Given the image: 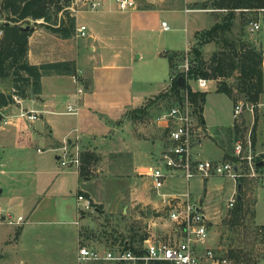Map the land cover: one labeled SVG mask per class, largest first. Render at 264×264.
Masks as SVG:
<instances>
[{
    "label": "crops",
    "instance_id": "obj_1",
    "mask_svg": "<svg viewBox=\"0 0 264 264\" xmlns=\"http://www.w3.org/2000/svg\"><path fill=\"white\" fill-rule=\"evenodd\" d=\"M206 1L209 0H137L135 10L122 12L115 0H76L71 9L75 12V6L79 7L75 15L77 33L74 38L64 40L44 27H34L28 44L30 63L41 65L75 62L78 74L76 77L46 76L42 79L41 96L21 98L20 103L1 110L3 121L0 127V172H6L3 170L6 163L2 162L1 157L6 148L14 146L28 150L38 143L36 152L42 157L37 167L49 179L45 192L49 193L50 199L59 196L68 217L76 213L77 219L73 225L75 228L64 231L71 234L72 243L86 241L77 235L81 227L88 226V217L85 215L86 211H82L79 196H84L93 205H104L103 209H97L98 213L114 214L118 213L126 198H131V202L134 200L131 188L136 184L135 175L149 179L145 173L147 169H143L140 164L154 156L153 147L157 143L163 150L165 138L159 140L157 130H148L142 116L149 114L157 104L145 114L137 113V117H129L128 114L143 108L149 99L167 91L171 81L166 86L157 77L143 78L140 72L135 74L136 62L143 60L146 65L155 69L162 67L164 71L165 63L160 59L165 57L164 53L167 51L171 53L167 56L171 75L170 58L176 53L187 54L199 33L212 29L222 21L223 16L220 18L219 15L226 12L224 10L193 9L194 4ZM93 4L100 5L93 9ZM207 15L214 16L209 29L204 27L207 24ZM168 21L172 28L169 26L170 30L166 31L163 23ZM82 26L87 28L85 38L78 35ZM156 32L169 34L164 40L155 41ZM155 85L158 86L155 88ZM162 85L165 88L159 91ZM82 89L83 92H79ZM156 90L159 93H154ZM0 92H13L11 80H0ZM201 92L208 94V90ZM68 106L76 108L77 113L68 114ZM263 107L264 104L259 103L254 109ZM27 112L38 114V119L30 122L21 118V114ZM203 117L205 118L204 112ZM235 119L234 114V122ZM204 125L206 127V121ZM157 128L160 129L158 126ZM151 131L153 136L149 139ZM66 146L72 154L95 155L97 163L100 162V154L106 150L110 153L108 162L112 163L111 168L127 171V177L95 180L92 177L82 178L79 168L62 166L60 156ZM253 146L256 150H261L258 140L254 141ZM47 152L52 154L48 155ZM122 184L130 190V194L122 191L119 187ZM235 194L237 192L234 190L232 197ZM157 198L160 204L161 200L158 196ZM143 200L152 202L153 198L146 197ZM129 207L128 204L125 212ZM25 222L26 218L20 215L14 221L10 217L9 224L17 226L24 225ZM262 228L264 231V226ZM149 241L154 239L148 237L144 244L147 245ZM66 243L63 241V248ZM19 264L24 263L21 261Z\"/></svg>",
    "mask_w": 264,
    "mask_h": 264
},
{
    "label": "rangeland",
    "instance_id": "obj_2",
    "mask_svg": "<svg viewBox=\"0 0 264 264\" xmlns=\"http://www.w3.org/2000/svg\"><path fill=\"white\" fill-rule=\"evenodd\" d=\"M2 1L0 0V26L5 19L1 11ZM75 8L77 11L79 10V7L75 6ZM77 11L72 12L76 15ZM220 14V18L223 16L222 20H224L228 13ZM235 14L234 25L231 32L227 34V38L237 45L242 42L254 45L264 54V27L255 34L249 32L252 22L262 23L264 21V11L237 12ZM213 17V15H207L205 18L207 24L204 27L206 29L210 28ZM86 23L88 22L86 21ZM167 24L172 28L171 22L168 21ZM30 27L39 26L31 22ZM167 34L156 32L154 40H164ZM218 50L219 48L214 43L207 45L204 48L205 59L209 61ZM169 54L171 53L166 51L165 57L160 59L165 63L164 71L162 67L155 69L151 65H146L142 60L136 62L137 67L134 73L140 72L143 78L157 77L159 82L166 86L169 85L171 81L169 58L167 57ZM181 71L182 66L175 68L176 75ZM228 84H237V79L229 80ZM217 85L218 82L215 81L208 84L204 109V121H206L208 130L198 118L200 130L195 131L194 140H199L201 144L194 143V153L205 160L235 162L234 144L237 141L247 142L248 139H251L253 144L255 140L256 142L258 140L260 149L264 151V107L263 109L255 108L253 114L248 111L247 107H252V104L244 95L235 92V101H232L227 96L217 93ZM157 86L155 85V88ZM190 86L193 92H201L195 81H191ZM164 88L162 85L159 91ZM149 89L152 90V87ZM159 91L156 90L154 93H159ZM259 103L264 104V94L260 97ZM240 104L244 105V112L234 122V106ZM174 105L173 100H162L149 114L142 116V119L147 123L148 130H157L159 140L164 139V132L157 128V119ZM137 113L139 114V110L131 111L128 116L137 117ZM222 126L232 127L222 128ZM121 129L122 127H120ZM152 131L148 135L149 139L153 136ZM37 144L33 149L28 150L10 146L1 153L2 162L6 163L3 170L6 172H0V192L2 191L0 193V264H19L21 261L24 264H93L78 261L80 247L85 246L106 252L123 247L122 245L126 241L136 247L141 244L144 247L145 242L141 241L142 238L152 237L154 241L169 242L171 239L175 240L178 236H182L181 233H175L177 225L169 220L166 209L161 203L159 204L157 192L151 185L152 180L135 175L134 183L136 182V184L131 188L134 200L131 202V198H126L123 206L119 207L118 213L114 214L98 213L99 205L94 204L92 210L85 214L88 217V226L81 227L77 234L79 237L85 238L86 241L72 243L71 234L64 231L75 228L73 225L77 219L76 213L68 217L61 206L59 196L50 199L49 193L45 192L49 179L37 167L42 157L36 152ZM222 144L228 149L227 159ZM153 150L154 156L140 164L143 169L156 167L161 159L162 150L159 143L153 147ZM49 154L52 153L49 152ZM109 156L110 153L108 154L105 150L103 154H100V158L98 157L100 162L97 163L96 159L93 160L90 165V174L93 180L127 177V171L111 168L112 163L108 162ZM237 183L243 184L242 195L246 203L247 215L241 227H229L225 220L229 219L230 211L233 208L230 209L228 204L234 190L239 195L238 184L228 177H212L207 184H203L200 179L191 181L192 194L196 198H204V207L211 220L210 245L207 242L201 248L208 246L214 250L215 254L222 257H226L230 250L243 249L246 254L245 258L250 264H264V239L260 232L264 226V169L257 171V177H246L243 180H238ZM119 187L122 188V191L130 194V190L126 189L123 184ZM186 187L184 180L170 177L161 192L166 194L173 193L175 190L184 192ZM146 197L153 198V201L143 200ZM128 204L130 205L129 210L127 209L125 212ZM100 207L103 209L104 205ZM35 209L36 212H34ZM20 215L26 218L24 225L9 224L10 217L14 221ZM3 217L6 219L3 220ZM23 229L25 230L22 234ZM84 230L87 231L84 233ZM63 241L67 242L64 248Z\"/></svg>",
    "mask_w": 264,
    "mask_h": 264
},
{
    "label": "trees",
    "instance_id": "obj_3",
    "mask_svg": "<svg viewBox=\"0 0 264 264\" xmlns=\"http://www.w3.org/2000/svg\"><path fill=\"white\" fill-rule=\"evenodd\" d=\"M74 0H3L1 11L5 16L0 26V80L9 79L12 82L13 92H0V127L3 121L2 109L14 105V96L39 97L42 94V79L46 76H73L78 74L75 62H57L41 65H32L29 61V39L32 31L23 28L34 25L44 27L57 37L68 40L76 36V17L72 12ZM197 10H224L228 14L225 19L212 29L199 33L194 46L188 54L176 53L170 58L171 85L167 91L149 99L146 105L139 109L140 113L148 110L162 100H173L176 103L184 100L186 94L200 122L205 124L203 112L206 104V92H193L191 81L206 79L217 81V92L235 101L234 93L244 95L248 102L255 107L264 94V54L256 46L242 42L236 44L227 34L231 32L235 13L259 12L264 10V0H209L201 4H194ZM41 22V23H39ZM216 44L219 48L208 60L204 56V48L209 44ZM189 59V71L175 74V68ZM231 79H237V84H228ZM236 130H239L236 128ZM166 138V132H164ZM225 158H228V149L222 144ZM93 154L81 155L80 176L91 177L90 165ZM236 160V158H235ZM243 180V178L241 179ZM239 195L235 207L230 211L229 219L225 223L229 227H241L247 215L246 203L242 195L243 184L239 183ZM240 196V198H239ZM93 205V204H92ZM101 209L100 206L97 207ZM264 239V231L261 229ZM145 238H142L144 243ZM126 250L137 251L142 248L133 244L122 245ZM243 249L230 250L226 255L229 264H250L246 260ZM101 264V263H93Z\"/></svg>",
    "mask_w": 264,
    "mask_h": 264
},
{
    "label": "built area",
    "instance_id": "obj_4",
    "mask_svg": "<svg viewBox=\"0 0 264 264\" xmlns=\"http://www.w3.org/2000/svg\"><path fill=\"white\" fill-rule=\"evenodd\" d=\"M120 11L127 12L137 8L136 0H115ZM100 4H93L97 8ZM264 11V10H262ZM264 27V21L252 22L250 33H256ZM166 31L170 30L167 23H163ZM1 35V32H0ZM79 37L87 36V28L82 26ZM190 50L187 51V54ZM189 71V59L182 65V72ZM210 80L196 81L199 90H207ZM79 92H83L79 90ZM15 103H20V97H13ZM248 111L254 112V106H247ZM77 109L68 106V114H76ZM244 112V105L235 107V117ZM21 118L34 122L38 114L34 112L22 113ZM157 126L166 132L165 147L161 159L156 167H149L145 173L152 180V188L157 192L162 206L166 209L169 220L177 225L175 233H181L175 240L169 242L149 241L147 245L136 252L126 250L124 247L102 252L97 249L81 247L79 259L82 262L101 264H229L225 257L217 255L208 246L201 248L210 239L211 220L207 216L203 198H196L191 192L190 183L200 179L205 184L212 177H228L238 184L242 178H255L257 171L264 169V151L256 150L251 139L247 142L237 141L234 144L233 156L235 162H214L205 160L194 153V140L196 130H200L198 116L186 94L184 100L176 103L172 108L162 113L157 119ZM62 166H75L80 168V154H72L66 146L60 156ZM244 171L246 172L244 174ZM180 178L186 184L184 192L175 190L166 194L161 191L170 178ZM239 185V184H238ZM238 200L235 194L229 201L228 207L234 208ZM82 211H91L92 202L84 196H79Z\"/></svg>",
    "mask_w": 264,
    "mask_h": 264
},
{
    "label": "water",
    "instance_id": "obj_5",
    "mask_svg": "<svg viewBox=\"0 0 264 264\" xmlns=\"http://www.w3.org/2000/svg\"><path fill=\"white\" fill-rule=\"evenodd\" d=\"M24 31H33L34 30V27H26V28H23ZM27 97H24V99H26ZM240 198V196H239Z\"/></svg>",
    "mask_w": 264,
    "mask_h": 264
}]
</instances>
